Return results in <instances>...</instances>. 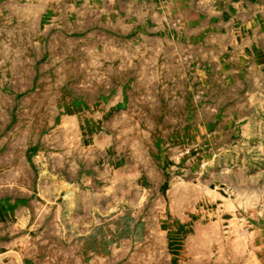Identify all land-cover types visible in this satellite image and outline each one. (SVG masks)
<instances>
[{
  "label": "rangeland",
  "instance_id": "rangeland-1",
  "mask_svg": "<svg viewBox=\"0 0 264 264\" xmlns=\"http://www.w3.org/2000/svg\"><path fill=\"white\" fill-rule=\"evenodd\" d=\"M1 256L264 264V0H0Z\"/></svg>",
  "mask_w": 264,
  "mask_h": 264
},
{
  "label": "crops",
  "instance_id": "crops-1",
  "mask_svg": "<svg viewBox=\"0 0 264 264\" xmlns=\"http://www.w3.org/2000/svg\"><path fill=\"white\" fill-rule=\"evenodd\" d=\"M213 193H214V194H213ZM215 194L217 195L218 193L215 192V191L213 190L212 194H210V195H215ZM216 195H215V196H216ZM2 259H3V258H2V256H1V257H0V260H2Z\"/></svg>",
  "mask_w": 264,
  "mask_h": 264
},
{
  "label": "bare ground",
  "instance_id": "bare-ground-1",
  "mask_svg": "<svg viewBox=\"0 0 264 264\" xmlns=\"http://www.w3.org/2000/svg\"><path fill=\"white\" fill-rule=\"evenodd\" d=\"M210 192H211V190H210ZM209 194V193H208ZM212 194V193H211ZM214 194V193H213ZM216 195V194H215Z\"/></svg>",
  "mask_w": 264,
  "mask_h": 264
}]
</instances>
